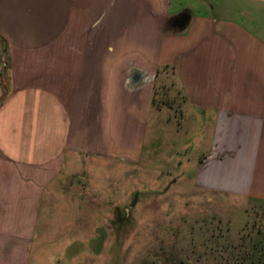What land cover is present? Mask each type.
<instances>
[{"label":"crops","instance_id":"1","mask_svg":"<svg viewBox=\"0 0 264 264\" xmlns=\"http://www.w3.org/2000/svg\"><path fill=\"white\" fill-rule=\"evenodd\" d=\"M170 73L192 180L264 204V0H0V264H49L53 183L138 163Z\"/></svg>","mask_w":264,"mask_h":264},{"label":"rangeland","instance_id":"2","mask_svg":"<svg viewBox=\"0 0 264 264\" xmlns=\"http://www.w3.org/2000/svg\"><path fill=\"white\" fill-rule=\"evenodd\" d=\"M171 75L156 87L152 134L138 163L69 164L53 183L49 235L59 243L48 248L49 264H219L228 244L246 238L247 249L253 225L264 223L263 203L192 180L191 144L184 142L192 136L176 122L180 98ZM165 107L173 110L162 114Z\"/></svg>","mask_w":264,"mask_h":264},{"label":"trees","instance_id":"3","mask_svg":"<svg viewBox=\"0 0 264 264\" xmlns=\"http://www.w3.org/2000/svg\"><path fill=\"white\" fill-rule=\"evenodd\" d=\"M168 69L169 68L165 66L162 69H160L158 72H162ZM156 93H155V98H156ZM153 104L157 106L156 99L155 100L153 99ZM260 230L261 229H259V232ZM215 239L217 240V238ZM216 240L213 241L212 244H216L215 243ZM228 246L230 248V253L228 255H219V257H222L223 259L222 262H224L225 264H264V233L263 234L260 233V237H258L256 241L254 240V238L253 240L250 239L247 249L243 243H240L238 246H234L232 244H228ZM215 247L218 246L216 245ZM219 247L221 248V246ZM216 249L212 251H215Z\"/></svg>","mask_w":264,"mask_h":264},{"label":"water","instance_id":"4","mask_svg":"<svg viewBox=\"0 0 264 264\" xmlns=\"http://www.w3.org/2000/svg\"><path fill=\"white\" fill-rule=\"evenodd\" d=\"M182 28H183V26H182Z\"/></svg>","mask_w":264,"mask_h":264}]
</instances>
